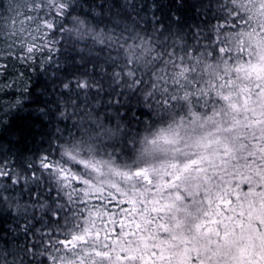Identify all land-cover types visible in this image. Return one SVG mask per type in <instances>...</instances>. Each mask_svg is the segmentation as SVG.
Returning a JSON list of instances; mask_svg holds the SVG:
<instances>
[{"label": "trees", "instance_id": "1", "mask_svg": "<svg viewBox=\"0 0 264 264\" xmlns=\"http://www.w3.org/2000/svg\"><path fill=\"white\" fill-rule=\"evenodd\" d=\"M18 1L22 0H0V48L9 42L5 31ZM181 4L182 0H81L79 10L65 23L74 26L79 22L80 27L58 34L53 62L41 64L39 57L30 64L14 57L6 61L8 70L0 74V85L22 73L27 87L22 107L0 111V166H4V175L0 176V264H76L86 259L85 249H110L111 243L105 240L89 239L73 246L59 243L89 228L88 209L76 197L69 202L58 196L67 190L49 170L41 169L40 158L47 155L58 159L60 144L75 146L82 156L119 168L133 169L155 158L160 144L153 145L151 140L161 129L175 127L173 121L178 118L168 115L161 121L162 113L155 104L145 102L151 88L137 90V78L148 82L158 75L171 85L174 77L178 82L172 68L188 67L185 75L192 88L206 100L220 99L201 90L209 79L208 71L249 61L250 54L251 62L260 54L255 42L264 26L261 0H183ZM92 6L104 9V23L82 15ZM237 15L245 19L233 25ZM225 23L230 27L221 36L232 45L230 57L213 54L217 26ZM161 27L168 30L158 34ZM95 31L123 43H115L112 38L103 45L94 37ZM165 41L168 52L176 48L174 59L180 67H173L163 55L161 45ZM81 52L90 56L87 62L70 59ZM128 61H134L132 68L126 67ZM143 64L147 67L141 71ZM135 68H139L136 73ZM79 76L88 82V88L78 89L73 83L66 91L60 86L61 81ZM181 79L185 81L186 77ZM195 81H199V88ZM19 92L11 86L4 89L0 102L14 99ZM41 92V103H32L34 94ZM221 100L223 103L216 107L223 110L227 103ZM45 106L48 115L42 116L37 108ZM146 111L149 115H142ZM124 135L127 149H113L112 145ZM85 199L89 204L96 203ZM53 211L58 218L53 217Z\"/></svg>", "mask_w": 264, "mask_h": 264}, {"label": "snow or ice", "instance_id": "2", "mask_svg": "<svg viewBox=\"0 0 264 264\" xmlns=\"http://www.w3.org/2000/svg\"><path fill=\"white\" fill-rule=\"evenodd\" d=\"M80 2L81 0H73L71 3L68 0H54L49 3L48 0H40L35 21L40 42L33 40L26 45H16L5 41L7 46L0 48V74L7 72L6 61L12 57L25 64H30L37 57L40 58L41 64L53 62L52 58L58 52L56 37L58 34L63 35L64 24L68 22L69 16L79 10ZM182 5L183 0L180 6ZM241 6L248 7L243 4ZM260 10L264 12V0H261ZM104 14L102 7L92 6L82 15L98 23H104ZM244 19L243 15H237L233 18L232 24L235 25L238 20ZM247 23L251 26L250 21ZM228 27L230 25L227 23L217 26L213 54L231 56L232 45L227 38L221 36ZM153 30H156V27H153ZM167 30L166 27H161L158 34H163ZM161 47L164 49L163 55L168 56L175 67L176 48L172 47V51L168 52L166 41ZM70 59L73 62H87L90 56H85L81 52L72 55ZM180 63H184L183 57ZM133 64L134 61H128L126 67L132 68ZM119 71L122 72L123 69ZM81 77L61 81L60 86L66 91L71 89L73 83L78 89L88 88V82ZM195 83L199 88V81ZM10 86L19 88L20 92L14 99L0 102V111L13 107L19 109L23 106L25 99L23 90L27 87L23 74L18 73L10 82L0 85V92ZM136 88L137 90L151 88L145 102L155 104L162 113L161 121L168 115L178 118L173 121L175 127L169 126L156 133L151 140L153 145H158L162 140L173 144L181 138L182 130L191 128L195 131L202 128L203 116L209 111H214L217 104L223 103L221 99H204L201 93L196 92L191 84L186 82H173L169 85L160 80L158 75L148 82H145L143 77L137 78ZM34 95L36 99L32 103L40 104L43 93ZM252 95L254 93L249 90L245 99ZM224 99L228 100L231 106L247 110L239 98L233 99L225 95ZM37 112L42 116L48 115L46 106L37 108ZM61 115L65 113L62 112ZM142 115H149V112H142ZM137 123L140 124L142 121ZM225 130L217 129L219 132ZM185 135L187 136L186 131ZM251 139L256 141L254 151L261 153L264 158V136H252ZM188 141L201 151L188 156L186 162H182L181 165L172 163L163 172H158L152 167H141L138 164L134 170L117 172L116 174L122 176L129 186L126 190L112 185L105 191L97 183L91 182L90 174L79 171L80 167L99 173L104 162L93 163L77 159L79 154L75 146L66 147L60 144L59 150L62 151L59 158L51 159L47 155H42L40 167L53 172L60 186L67 190L58 193V196L66 197L69 202L73 197L81 200V206L88 209L89 222L93 228H99L109 240L114 236L118 239L127 237L122 249L113 250L119 254L117 264H176V253L180 250H183L186 256L184 264H264V231L260 230V223L255 222L257 231L253 234L248 227L252 222L246 218L247 213L240 210L257 192L261 194L259 197L261 201H264V174L261 175L262 182L257 184L252 177L233 176L227 169L210 172L209 168L212 165L208 163L206 156L212 154L217 137L207 133L201 135L199 139L188 136ZM112 147L123 152L128 147L127 136H122ZM216 150L227 152V146L222 150ZM2 175L4 166H0V176ZM166 187L177 190L183 187L184 193L192 197L191 205L181 204L179 197L174 196L171 199L163 197L161 193ZM149 189L153 190L151 197L147 195ZM85 198H90L96 203L89 204ZM52 215L58 218L57 212L53 211ZM153 224L156 226L155 233L150 227ZM161 230L167 233L163 241L157 235ZM138 234L146 235L143 243L133 239ZM128 241H131V244ZM59 243L67 244L69 241L60 240Z\"/></svg>", "mask_w": 264, "mask_h": 264}, {"label": "rangeland", "instance_id": "3", "mask_svg": "<svg viewBox=\"0 0 264 264\" xmlns=\"http://www.w3.org/2000/svg\"><path fill=\"white\" fill-rule=\"evenodd\" d=\"M48 2L52 3L54 0H48ZM39 4L40 0H22L16 2L14 13L12 12L9 16L10 22L5 31V34L9 38V43L26 45L33 40L37 43L40 42L38 39L39 34L36 32L37 22H35L38 15ZM262 14L261 16L264 19V12ZM77 25L73 26L67 24L65 26L64 24V29L68 30L73 28L72 30L75 31L74 29L80 27V23L77 22ZM259 33L258 40L255 42V44L260 47V54L258 57L249 62L251 60L250 54L248 57L249 61L238 62L225 69L209 70V79H207V83L201 89L206 95L212 94L220 99H224L225 95L233 99L239 98L246 106L247 110H245V108L231 106L228 100L224 99L227 104L223 110L220 107H216L210 114L203 116L202 128H197L195 131L191 128L182 130L181 138L173 144H168L163 140L160 141V152H158L152 160L140 165L141 167H152L158 172H163L169 164L174 163L181 165L182 162H186L188 156H191L197 151H201L188 141V136H194L196 139H199L201 135L212 133L217 137V143L212 154L206 156V160L212 165V167L209 168L210 172L227 169L233 176L246 175L252 177L257 184L262 182L261 175L264 174V158H262L261 153L254 151L257 145L256 141L251 139L252 136H264V26L261 27ZM94 37L103 45L111 42L113 38V36L101 31H95ZM56 39L59 44L58 35ZM113 40L115 41L114 38ZM116 42L117 41H115V43ZM117 43H123V41ZM131 45L132 44H130L129 47H134V45ZM135 46L147 50L146 47L145 49L142 47L143 45ZM147 65H149V63ZM147 65L143 64L141 71H144L143 69H145ZM175 66L178 68L181 65L176 64ZM137 69L139 68H135L134 73H136ZM172 70H174V73L178 76L177 83H191V80L185 75L188 71V67L183 69L172 68ZM177 70H180L181 73H177ZM193 71H195V69H193ZM181 77H186V80H182ZM174 81H176V77H174ZM249 90H251L254 95L245 99ZM219 128L226 130L219 132L217 131ZM185 131L187 132V136L185 135ZM225 146H227V152L216 150H222ZM77 159H83L93 163L104 162L99 173L91 169H85L83 166L79 169L81 172H88L91 177V182L97 183L98 186L102 187V190L106 191V189L112 185H116L121 190L128 189L129 186L126 184L124 178L116 174L117 172H126L129 170L128 168H119L109 164L107 161L84 157L81 154L78 155ZM134 169L135 168H133V170ZM51 174L57 179L53 172H51ZM152 194L153 190L149 189L147 195L151 197ZM161 195L169 199L174 196L179 197V202L184 205H191L192 203V197L184 193L183 187L179 190L166 187L162 190ZM260 195L261 194L257 192L256 195L250 197L247 203L240 209L242 212L247 213L246 218L252 222L248 227L251 228L253 234L257 231L255 222H259L260 230L264 231V201H261L259 198ZM141 198L143 199V196ZM114 207L115 205H113V208ZM124 207H127V205H124ZM145 227H148V225H145ZM150 227L152 232L155 233L156 226L153 224ZM157 235L159 239L163 241L167 233L161 230ZM146 238V235L141 236L138 234L137 237L133 239L143 243ZM89 239L101 240V242H103V240L109 241L111 243L109 246L110 249L104 252L93 251L91 248L85 249L84 254L86 255V259L76 264H117L119 254L118 251L114 252L113 250L122 249L125 241H127V237L118 239L115 236L109 240L99 228H93L92 225L89 224V228L86 231L80 232L77 235H72L70 239H67V241H69L67 245L73 246ZM150 242L151 241H149V243ZM128 243L131 244V241H128ZM185 259L186 256L183 250L176 253V264H184Z\"/></svg>", "mask_w": 264, "mask_h": 264}]
</instances>
